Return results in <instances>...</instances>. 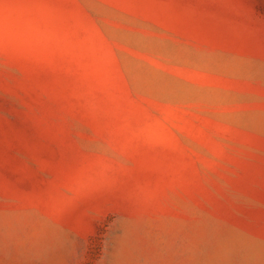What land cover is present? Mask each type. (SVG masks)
I'll return each mask as SVG.
<instances>
[{
  "label": "rangeland",
  "instance_id": "1",
  "mask_svg": "<svg viewBox=\"0 0 264 264\" xmlns=\"http://www.w3.org/2000/svg\"><path fill=\"white\" fill-rule=\"evenodd\" d=\"M0 264H264V0H0Z\"/></svg>",
  "mask_w": 264,
  "mask_h": 264
}]
</instances>
